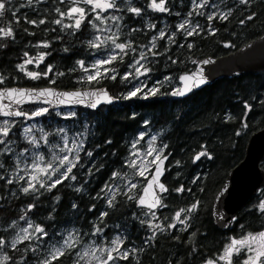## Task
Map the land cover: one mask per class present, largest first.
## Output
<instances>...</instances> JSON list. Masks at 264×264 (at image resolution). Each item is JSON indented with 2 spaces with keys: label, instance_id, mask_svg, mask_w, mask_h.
Masks as SVG:
<instances>
[{
  "label": "trees",
  "instance_id": "obj_1",
  "mask_svg": "<svg viewBox=\"0 0 264 264\" xmlns=\"http://www.w3.org/2000/svg\"><path fill=\"white\" fill-rule=\"evenodd\" d=\"M142 1L128 0L125 4L139 8ZM5 2L8 10L0 17V28H10L13 36L0 38V88H105L114 101L95 111L70 109L69 117L60 115L64 110L47 107L43 116L34 117L48 138L56 139L55 130L62 129L83 144L72 173L76 179L64 180L51 191L46 181L45 187L36 184V191L24 193L25 181L11 176L14 156L29 154L34 147L23 134L29 120H8L12 128L5 139L11 141L7 147L12 151L5 152V145H0V239L5 241L0 248V264H39L73 233L83 242L94 239L105 245L119 238L123 242L121 251H128L129 256L114 260L115 264H207L210 259L224 264L217 257L231 240L264 231V212L259 210L264 187L236 213L226 231L214 226L211 215L213 199L228 172L243 159L248 138L264 127V72L219 78L183 98L172 94L179 86L178 77L192 71L200 59L227 55L264 33V0H248L246 4L240 0H207L199 9L193 0H165L168 11L163 24L169 40L165 44L157 41L151 48H147V42L160 22L158 12L150 11L145 3L144 20L140 21L119 1L118 12L113 14L117 19H111L113 36L118 37L117 43L131 47L118 51L117 58L107 65L109 71L92 82L83 77L78 62L86 65L92 58H104L110 48L91 46L95 32L91 23L83 22L79 29L72 27L71 21L57 24L60 8L51 1ZM196 2L202 4L203 0ZM209 15L214 18L209 20ZM249 16L253 18L249 20ZM182 23L186 28L178 30ZM193 28L196 31L187 35ZM40 53L44 59L36 68L19 69L27 57ZM141 53L146 57L144 68L149 69L144 90L154 86L158 91L156 95L141 91L126 99L135 90V81L122 76ZM27 72L40 75L32 79ZM245 104L250 105V111ZM41 108L46 107L23 111L31 114ZM3 121L0 118V123ZM142 132L141 142L152 135L154 144L163 148L161 157L168 156L163 177L168 191L161 197L165 206L155 211L138 207L137 199L147 179L129 162L130 141ZM201 151L212 159L204 156L193 162ZM260 166L264 169V161ZM8 180L13 182L9 184ZM129 182L137 187L129 191ZM181 187L184 191L177 192ZM110 199L112 206L108 204ZM194 203L195 211L181 214L183 223L174 219L177 211ZM102 213L107 215L102 217ZM29 222L44 228L47 236L41 240L36 239L37 234L13 248V236ZM170 224L175 227L170 228ZM97 228L102 232L93 235ZM75 252L76 247L66 250L53 264H75ZM232 259L233 264H240L247 253L241 250ZM261 259L264 261V257Z\"/></svg>",
  "mask_w": 264,
  "mask_h": 264
},
{
  "label": "snow or ice",
  "instance_id": "obj_2",
  "mask_svg": "<svg viewBox=\"0 0 264 264\" xmlns=\"http://www.w3.org/2000/svg\"><path fill=\"white\" fill-rule=\"evenodd\" d=\"M8 3L11 2V0H7ZM29 4L32 2V0H28ZM74 2L77 3H83L86 5H90L91 9L93 12H97V15L95 16V19L100 20L101 23L104 22V17H101L100 13L105 12L108 9H113L116 7V0H74ZM241 3H247L248 0H240ZM193 4L195 5L196 9H199L201 7H203L204 5L207 4V0H203V3H197L196 0H193ZM150 7L154 10V11H159V12H166L168 11V9L165 7V0H159V2H157V0H151V4ZM8 10L7 8V4L5 2V0H0V17H3L5 12ZM98 10V11H97ZM131 12L135 13V14H139L140 9L139 8H130L129 9ZM198 14H203V13H198ZM65 14H61V16L63 17ZM68 16V18H73L75 16H79V18L75 19V23H74V27L79 29L81 26V23L83 22V19L86 15L85 13V9L82 7H72L69 9V11L66 14ZM110 19H117L116 17H109ZM214 18L213 15H209L208 19L212 20ZM226 16H221V19H226ZM253 17L249 16L248 19L251 20ZM32 23H35L34 21ZM40 23H44L43 20L40 21ZM57 24L61 23V20H57L56 21ZM186 23H182L180 25H178V30L181 29H185L186 28ZM64 27H69L68 25H64ZM95 27V25H94ZM99 31H103V29H98ZM196 29L193 28L192 31H189L187 33V35H192L193 32H195ZM13 36V31L9 28V29H4V28H0V38H6V37H12ZM161 37H163V33H161ZM105 39H111V43L115 46V49H118L120 52H124L126 48H130L131 45L130 44H125V43H116V39H118V37L113 36V38H105ZM96 40H100V37L97 36ZM92 47H99V44L96 43H92L91 44ZM226 47L228 45H225ZM43 47H48L47 44H44ZM153 47H155V45L153 44ZM27 55V53L25 54ZM116 55H112L110 56L108 59L105 60H98L96 62V64L94 65L95 68L99 69L101 67H103L104 65L110 64L112 63L115 59H116ZM44 59L43 55L39 56L37 59V64L42 61ZM146 59L144 53L140 54V59L136 60L135 63L132 65V67L135 68L136 72L139 73L140 75H144L146 72L149 71V69L144 68V65L141 64V60ZM33 63V60L29 59L27 61H25V64H31ZM81 67H83V62L79 61L78 62ZM136 65H139V67H136ZM19 69L21 71H24V67L25 65H19L18 66ZM141 68H144V72H141ZM49 72H51V68L48 69ZM85 71H88L87 69H85ZM105 73H107L109 70L108 69H104ZM26 75H28L30 78L32 79H37L39 77V73H33V72H27ZM45 76H47V73L44 74ZM101 75V73L99 71H96V73L94 75H88L87 76V80L88 82H92L94 80H97V78ZM112 79H115V77H111ZM124 79H128V75L126 74L124 77ZM182 80L184 81H189V80H193V77H181ZM3 81L0 80V83H2ZM54 83V81H52ZM206 81L204 79H198L195 82L194 86H199L204 84ZM186 90L190 91L191 87L190 85H186ZM142 89L141 88H136L135 90L131 91L128 96L126 97V99H131L132 97L137 96V94L139 92H141ZM158 89H153L151 90L150 94L151 95H156ZM173 95H180L183 96L185 95V90H180L178 92H173ZM53 95H57L55 93H53L50 90H43V91H39L37 93H35V97H33V93L31 92H26L25 90H17V89H12V90H7V91H0V101L3 100H8L10 102V104H15V105H21L25 102V98L26 97H51ZM101 95L103 96V99L110 102L109 97L107 96L106 92L101 93ZM60 97H63V99H60ZM83 97L84 99H88L90 97H96V99L94 100V102H91L89 104V107L95 109L97 107V105L100 103V99L97 95L96 92H85L83 94L79 93V92H73V93H60L57 95V99L60 100V103H64L65 100L68 99H75V98H80ZM146 98V97H145ZM47 102V101H45ZM79 102V101H77ZM10 104H0V116H4V117H25L26 119H32L34 117H40L43 116L46 112H48L47 108H41L38 110L33 111L31 114L23 111V110H9L10 108ZM245 109H247L248 111L251 110L250 105L245 104ZM246 126V125H245ZM12 128V124L9 123L8 120H4L2 122V125H0V145H5V152H11L12 149L8 148L7 145L11 143V141L6 140L5 138H7L9 136V133L11 131ZM32 131L31 127H25L23 129V133L24 135L27 137L29 135V133ZM61 132L63 131L62 129L60 130ZM45 138L46 137H42ZM142 138V137H141ZM153 140H155V137H153ZM30 144H32L33 146H38L36 144L35 139H30L28 141ZM76 147H70L68 144V140L67 138H65L64 141V147L60 149L61 152H68V153H73V157L70 158L69 155H63L60 157H57L56 159L58 160V164L59 167H56L53 163L49 162L45 167H41V164L44 162V157L43 156H38L35 160L34 163H32L30 165V170H31V175L30 178L28 180V187H24L22 189V191L24 193H28L30 191H36V184H39L40 187H45L46 186V180H41L38 179V175H44L46 176L47 180H52V175L59 173V175L57 176V178L55 180H52L51 184H47V190L51 191L52 188H55L58 184H61L64 182V180H67L69 178H71L72 180L76 179V176L73 175V169L77 166V164L79 163V151L80 149L83 148V144L76 142ZM133 147H135V144L133 145ZM166 147V145H165ZM156 151V149L151 148V150L149 151L148 155H151L152 152ZM162 152V149H161ZM21 155H23V153H21ZM88 156H91L92 153L88 152L87 153ZM207 156L208 159H212V157L206 152V151H201L200 153H198L195 158L194 161H198L201 159V157ZM163 159H167V157H164ZM163 159H161V155L158 153L155 156V159L152 161V163H156L157 161H159V163L156 164V171L155 173L152 175L151 179L148 181V184L146 187H144L143 192L144 195L141 196L138 200V205L139 206H146L150 211L153 209H156L158 206L159 207H164L165 205L162 204V200L161 197L158 195V193L154 190V189H158L159 193H163L168 191V189L165 187V185L163 183L160 182L159 177L160 175H162V168L161 165L163 164ZM3 165H0V167H2ZM131 167H136L135 161L132 162V164L130 165ZM63 168V171L61 172L60 169ZM20 171H24V172H28L29 168H20ZM147 170V166L146 165H141L140 169L138 171V175L144 177V173ZM114 176L116 175L115 173L113 174ZM19 179H24V177H18ZM145 179H147V177H144ZM33 181H35L36 183L34 184ZM13 181L12 180H8V183L11 184ZM137 187L136 184H131V187L129 189V191H131L132 189H135ZM77 191H79V189H77ZM177 192H183L184 188H178L176 190ZM132 196H129V199H132ZM114 199V197H113ZM109 206H112V200L110 199L108 201ZM197 208V205L194 203L190 208L188 209H180L179 211H177L175 213V217L174 219L179 222V223H183L184 221L180 220L181 214L185 211L187 212H193L195 211ZM31 210V206L29 208V211ZM259 210L261 212H264V202H261L259 205ZM107 213H102L101 216H106ZM153 218H155V213L153 212ZM150 227H152V225H149ZM156 228H159V225H155ZM170 228L175 227V224H170L169 225ZM29 228H32L33 232L36 234H40L36 236V239H44L45 236H47V233L45 232L44 228L40 227V226H33L31 224V222H29L28 228H22L21 232L24 234L23 236H20L18 234L17 239L12 243V247L15 248L16 244L21 243L23 241H27L30 240L32 238V236L29 234ZM160 231H163V229L161 228ZM102 232V229L97 228L95 230V232H93V235H96L98 233ZM155 237V232L153 233V238ZM253 242H257L258 246H254ZM78 243V241H76V239L74 237H72L71 235L64 240V244L62 247H58L55 248L53 251L50 252L49 256L43 260H41L39 262V264H53V261L63 257L66 254V250L68 249H73L76 247V244ZM122 241L119 240V238H117L116 240L112 241V247L110 248H104V247H96L95 245H91L88 246L87 248H85L82 252H77L76 256L78 257V259L76 260L75 264H80L81 261H84V264H92V261L94 260L96 262V264H110V262L116 260V259H128L129 253L128 251H121V245H122ZM5 244V241L3 239H0V248H2ZM242 248H246L249 252H253L254 255H250L248 256V258L246 260H244V264H258V262H260V264H264V261H262V257H264V231L260 232L258 235H249L248 237H245L243 239H233L231 240V243L228 244L224 251L223 254L217 257V261H223L224 264H233V255L234 254H238ZM99 253V254H98ZM116 255H113V254ZM106 256V258H102ZM5 260L8 259L7 256L4 257ZM207 264H217L216 261L213 260H208Z\"/></svg>",
  "mask_w": 264,
  "mask_h": 264
},
{
  "label": "water",
  "instance_id": "obj_3",
  "mask_svg": "<svg viewBox=\"0 0 264 264\" xmlns=\"http://www.w3.org/2000/svg\"><path fill=\"white\" fill-rule=\"evenodd\" d=\"M264 72V33L257 37L256 39L246 43L237 50L220 57H206L200 59L194 69L188 73L182 74L178 77V83L180 85L179 90H185V95L177 97L183 98L189 95L193 91L201 90L207 86L212 85L219 78L223 77H239L244 74L251 73H263ZM193 77V80L184 81L181 77ZM204 79L206 82L199 86H194L196 80ZM186 85H190L191 90H186ZM25 90L26 92L35 93L43 91L45 89L52 91L55 94L60 93H73L79 92L81 94L85 92H96L100 103L95 109L89 107L91 102H94L96 97H90L84 99L83 97L68 99L64 103H60V100L57 99V95L51 97H26L25 102L21 105L10 104L8 100L0 101V104H10L9 110H23L27 107L34 106H44L48 107L51 110H66V109H84L95 111L101 106H109L113 103L114 99L110 96L108 91L105 88L94 89V88H85L78 90H60L52 86L42 87V88H31V87H3L0 88V91L7 90ZM106 92L107 96L110 99V102L103 99L101 93ZM63 99V97H60ZM47 101V102H45ZM79 101V102H77ZM4 120H18L22 119L21 117H4L0 116ZM167 157V159H163ZM163 164L162 175H160L159 180L163 183V177L165 175V167L168 160V156H162ZM264 161V127L250 135L245 146L244 157L243 159L232 168L219 191L215 195L212 207L211 215L213 219L214 226L220 231H226L232 223L233 218L236 213L258 192L259 189L264 187V169L261 168L260 164ZM147 178L144 186L141 189V192L137 199L144 195L143 189L147 186L148 181L151 179L152 175L156 171V164ZM164 184V183H163ZM165 185V184H164ZM166 187V186H165ZM167 188V187H166ZM160 197L164 196L166 192L159 193L158 189H154ZM141 209H147L146 206H139ZM159 207V206H158ZM157 207V208H158ZM156 208V209H157ZM153 209L151 211H155Z\"/></svg>",
  "mask_w": 264,
  "mask_h": 264
},
{
  "label": "rangeland",
  "instance_id": "obj_4",
  "mask_svg": "<svg viewBox=\"0 0 264 264\" xmlns=\"http://www.w3.org/2000/svg\"><path fill=\"white\" fill-rule=\"evenodd\" d=\"M72 7H81L79 5L73 6V4L71 3L70 5H66L63 12L60 13V15L63 13L65 14L63 17H65L66 21H69L67 19L68 16L66 15L67 12L69 11L70 8ZM98 11V10H97ZM95 15H97V12H95ZM112 17V16H111ZM79 18V16H75L73 18H71L70 20L72 21V27H74V23H75V19ZM112 20L106 21L104 19V22L101 23L100 20H95L94 22H91V26L93 27V29H95V32L92 36V43H96L99 44V47H102L103 49L105 47L110 48V51L108 54H106L104 56V58L101 57H95L92 58V60L90 62H88L86 65H83L82 68L83 70V77L87 79L88 75H94L96 73V71H99L100 73L105 72L104 69H107V65H104L103 67L97 69L94 67V65L96 64V62L98 60H105L108 59L110 56L112 55H117L118 53V49H115V46L111 43V39H105L107 38H113V33H115L113 31V29L111 28L112 25ZM66 24V23H65ZM95 25V28H94ZM98 29H103V31H99ZM99 36L100 40H96V37ZM117 43V42H116ZM43 55L42 53L38 54V56L34 57V58H30L27 57L24 62L23 65H25L24 67V71H26L29 68H36L37 65L41 62H39L37 64V59L39 56ZM44 56V55H43ZM33 60V63L31 64H25V61L27 60ZM140 58H138L137 60H139ZM141 64H143V60L140 61ZM135 63V61L131 64L128 65L127 70L125 71V73L123 74L122 77H124L126 74L128 75V79L129 81H135V85L134 88H141L142 91H144V93L146 92H150L151 90L154 89V86L148 87L145 89L146 87V74L144 75H140L139 73L136 72L135 68L132 67V65ZM136 67H139V65H136ZM85 69H87L88 71H85ZM141 72H144V68H141ZM176 92H178L179 86L176 88ZM47 108V107H46ZM35 111V110H34ZM65 112L60 114L63 117H69L72 115V113L70 112V109H66L64 110ZM35 118L32 119H28L29 121L23 126V129L25 127H31L32 131L29 133V135L25 138L27 139V141H29L30 139H35L36 144L38 146H33L34 150H31V152L28 154L26 152H20L17 156H14L15 158V165H14V170L11 172V176L14 178H17L18 180H22L25 181V186L24 187H28V180L30 178L31 170H30V165L32 163L35 162L36 158L38 156H43L44 157V162L41 164V167H45L49 162L53 163L56 167H59L58 164V160L56 159L57 157L63 156V155H69L70 158L73 157V153H68V152H61L60 149L64 147V141L65 138H67L68 140V144L70 147L75 148L76 147V142L81 143L80 138L70 135L68 134L65 130H63L62 132L59 129L55 130V137L56 139H52V138H48V133L39 125L35 122L34 120ZM0 125H2V123H0ZM24 134V133H23ZM145 133L142 132L141 134H139L137 137H134L131 141H130V152H129V162L130 164H132L133 161H135L136 164V172L139 171L140 166L141 165H146L147 166V170L144 173V177H147L149 175V171L151 170V165L153 164L152 161L155 159V156L159 153L161 154V149L163 151L162 147H157L154 142H153V136L152 135H148L146 136L143 141L141 142L140 140L144 137ZM42 137H46L42 138ZM142 137V138H141ZM135 144V147H133V145ZM151 148L156 149V151L152 152L151 155H148L149 151L151 150ZM21 153H23V155H21ZM20 168H29L28 172H24V171H20ZM60 171H63V168L60 169ZM59 175V173L53 174L52 175V180H55L57 178V176ZM18 177H24V179H19ZM38 179L41 180H46L48 181L50 184L52 182V180H47L46 176L44 175H38ZM33 183L35 184L36 182L33 181ZM131 184H135L134 182H129L128 184V189H130ZM29 224H26L23 228H28ZM18 234L20 236H23L24 234L21 232V230H19L12 238L11 243H13L17 237ZM29 234L31 236H35L37 235L36 233L33 232L32 228H29ZM72 237H74L76 239V241H78V243L76 244V252H82L85 248H87L88 246L91 245H95L96 247H104V248H110L112 247V241L116 240L117 238L111 240L109 242V244L105 245L103 244V241H95L94 239L91 240H87L81 241L79 236L75 233L70 234ZM68 235L67 238L70 236ZM66 238V239H67ZM254 243V242H253ZM64 244V241H62L58 246L54 247L51 251H53L55 248L58 247H62ZM254 244H257V242H255ZM255 246V245H254ZM241 250H243L245 253H247V258L250 255H254L253 252H249L246 248H242ZM99 254V253H98ZM113 255H116L115 253ZM76 258L78 259V257L76 256ZM102 258H106V256L102 257ZM246 260V259H244ZM244 260L240 263V264H244ZM84 263V261H82ZM223 262V261H222ZM92 264H96V262L93 260ZM110 264H115L113 261L110 262ZM258 264H260V262H258Z\"/></svg>",
  "mask_w": 264,
  "mask_h": 264
},
{
  "label": "flooded vegetation",
  "instance_id": "obj_5",
  "mask_svg": "<svg viewBox=\"0 0 264 264\" xmlns=\"http://www.w3.org/2000/svg\"><path fill=\"white\" fill-rule=\"evenodd\" d=\"M32 1H38L39 3H47L48 1H51L52 3H56L58 5V7L60 8V10L58 11L59 14L57 15L58 16L57 20H61V22L66 20L65 17H62L60 15V13L63 12L64 9H67V8H65L66 3L68 5H70L72 3L73 6L79 5V6H81L82 8L85 9L86 15H85V17L83 19V22L91 23V22H94L95 20H97V19H95V16H96L95 12L92 11L90 5H86V4H83V3H77V2H74V0H32ZM119 1H121V4H123V6L126 5L128 10L130 8H133L130 5L125 4V3H127L128 0H116V3H118ZM145 3H146V6L149 7L150 11L153 10L150 7L151 0H143L142 2H140L139 3L140 12H139V14H136L140 21L144 20L143 6H144ZM116 6H118V5H116ZM114 12H118L116 7L113 8V9H108L105 12L100 13V15H101V17H104L106 21H109V20H111L109 17H111V16L113 17ZM156 12H158V18L160 19V22H159L158 26L154 30L155 34H153L149 38V40L147 42V48L153 47V44L156 45L157 41H162L165 44L169 40V34L167 32H165L164 24H163V20H164V18L166 16V12H159V11H156ZM132 14H135V13L132 12ZM169 19L172 21V14H171ZM67 20L71 21L70 19H67ZM147 25H149V23H147ZM161 33H163V37H161Z\"/></svg>",
  "mask_w": 264,
  "mask_h": 264
}]
</instances>
